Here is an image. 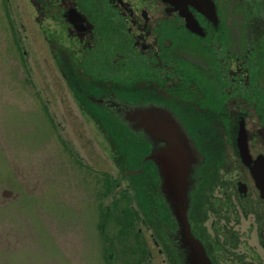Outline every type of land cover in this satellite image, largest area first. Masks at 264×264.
<instances>
[{"label": "flooded vegetation", "instance_id": "obj_1", "mask_svg": "<svg viewBox=\"0 0 264 264\" xmlns=\"http://www.w3.org/2000/svg\"><path fill=\"white\" fill-rule=\"evenodd\" d=\"M28 1L36 10L35 20L50 21L61 28L57 46L51 44L50 47L55 48L51 51L52 54L56 51L55 60L62 82L79 101L81 110L104 111L131 134L148 137L145 144L152 151L151 158L163 150V142L156 139V133L167 131L169 113H173L171 115L182 133L188 137L186 147H177L180 173L184 178L189 176L185 207L170 202L169 236L172 239H168L166 246L156 236L153 239L159 255L168 260L165 262L192 264L196 244L210 264H264V213H256L250 204H242L253 193L252 184L259 192L260 201L264 202L250 169L260 157L264 158V154L254 157L244 116H240L235 128H228L227 135L235 147L234 153L237 152L241 164L248 170L251 182L239 180L234 187L230 181H224L228 180V174L219 181L220 169L226 167L220 116L221 119L224 116L231 118L223 111L226 101L222 99L236 98L255 109L261 121L264 120V111L259 108L264 105V64L259 66L261 73L257 74L254 70L256 43L254 47H248L250 40L244 43L253 34L256 21L264 20L263 13L258 12L264 9V5L256 6L257 2L264 0H241L254 6L240 14L247 27L244 39L240 40L242 57H238L244 64L238 65L237 75L229 72L232 81L229 79L227 85L231 93L226 90L220 93V39L223 38L220 0ZM211 6L215 14L206 9ZM183 8L189 18L182 15ZM200 9H206L207 13ZM188 19L197 24L198 32L189 28ZM49 40L47 43L53 42L52 38ZM14 45L17 51L24 48L18 34ZM192 47H200L210 54L193 53ZM23 52L24 56L27 55L24 49ZM28 82L32 83L31 80ZM42 102L47 104V111L49 101ZM116 103L122 106L112 107ZM127 109H133L135 113L125 116ZM144 110L148 114L140 116L139 112ZM240 123L245 127L251 166L243 162L238 147ZM115 131L122 133L123 130L115 128ZM150 159L144 161L150 168L149 174L158 181V161ZM234 167H238V162ZM139 175L149 178L143 169ZM242 205L244 220L248 221L246 215L250 213L260 224L256 232L258 243L242 224H235V228L229 226L237 216L235 206L240 208ZM139 210L143 217L140 223L152 229L150 212L145 206ZM156 211L153 209L152 213ZM176 215L185 217L188 236L195 244L182 243ZM154 219L157 222L160 214Z\"/></svg>", "mask_w": 264, "mask_h": 264}, {"label": "rangeland", "instance_id": "obj_2", "mask_svg": "<svg viewBox=\"0 0 264 264\" xmlns=\"http://www.w3.org/2000/svg\"><path fill=\"white\" fill-rule=\"evenodd\" d=\"M226 1L220 0V93L232 92L227 85L229 79L232 81L229 74L237 75L238 65L243 63L238 57H242L239 48L246 24L240 14L254 6L249 0ZM260 5L264 2H257L256 6ZM35 16L28 0H0V264H132L143 255L139 245L146 248L148 264H168L153 243L155 231L140 223L143 217L139 208L143 210L144 204L139 196L135 200L137 186L129 180L134 174L128 172L127 147H119L110 139L115 128L123 129L126 137L131 133L104 111L80 109L79 101L62 82L56 51H51L55 48L50 47L57 46L61 28L50 21H37ZM263 25L264 20H257L253 34L244 40L251 41L248 47L256 43L255 61L261 58L258 52L264 45V31L258 37ZM16 34L22 38L25 56L22 45L19 51L15 48ZM46 35L52 43H47ZM190 50L210 54L200 47ZM45 99L49 101L47 111V104L42 102ZM222 100L226 101L223 111L231 118L220 116L226 167L220 169L219 181L228 174L224 181L235 187L239 180L250 183L251 179L229 142L228 128H235L240 116L246 118L256 157L264 154V120L236 98ZM110 121L114 128L105 125ZM135 136L132 149L139 144L142 161L149 160L152 151L145 144L149 138ZM136 150L133 156L139 157ZM237 162L238 167H234ZM142 169L150 173L141 166L136 170ZM251 189L253 193L242 204L264 213V202L254 184ZM154 198L153 209L157 210L161 202L166 204L162 195L154 194ZM243 205L235 206L237 216L229 226L242 224L258 243L260 224L250 213L246 215L248 221L244 220ZM127 207L138 213L140 222L136 219L132 231L124 235ZM136 232L141 233L139 238ZM132 249L137 257L130 253Z\"/></svg>", "mask_w": 264, "mask_h": 264}, {"label": "trees", "instance_id": "obj_3", "mask_svg": "<svg viewBox=\"0 0 264 264\" xmlns=\"http://www.w3.org/2000/svg\"><path fill=\"white\" fill-rule=\"evenodd\" d=\"M260 49H261V51L260 52H258V54L260 55V59L259 60H257V61H255L254 63L256 64V68H254V70L256 71V73L257 74H259V73H261L260 72V65L261 64H264V45L263 46H261L260 47ZM264 105L263 104H261V105H259V108H260V110L263 112L264 111V109L262 108ZM114 121V120H113ZM115 122V121H114ZM114 122H112V121H110L109 122V124H105L107 127H113L114 128V125H112V124H114ZM112 123V124H111ZM115 124H118V123H116L115 122ZM119 127H121V128H123V126L122 125H118ZM123 130V129H122ZM129 131V130H128ZM123 132V131H122ZM114 135H111L110 136V139H111V142H113L114 144H118L119 145V147L121 146V147H127V149L125 150V152L128 154V160H130L129 162V164L130 165H127L128 167V172H133V174L134 175H132V178H129V180H131V182H132V184H135V186H137V192H135V200H136V196H139L140 198H141V203L143 202V204H144V206H145V210L146 211H148V209H149V207H148V203L146 202V200H145V198L143 197V193H142V187H141V185H140V183H139V180H138V178H140L141 177V175H139V170H136V169H138L140 166L141 167H144V168H146V170H150V168L149 167H147L146 166V163H144L143 161H142V159H141V157H142V154H141V152H140V147L139 146H137V145H139V144H136L135 145V149H137L136 151H137V153H138V155H139V157H134L133 155H134V152L133 151H135V149H132L133 147V145H130V144H132V140L134 139V138H136V136H135V134H131V135H128L127 137L123 134V133H118L117 131H115L114 130ZM128 139V141H127V139ZM130 142V143H129ZM128 144V145H127ZM130 145V146H129ZM128 146H129V148H128ZM131 162H133L134 163V165H132L131 164ZM147 176H149L150 178H151V180H148V182L149 183H147V184H144L145 186L144 187H146V185H147V193H148V197H149V189L151 188V190L152 189H155L156 191L154 192V194L156 195V194H159V191L160 190H158L159 189V181H156L153 177H152V175L151 174H149L148 172H147ZM117 181L120 183L121 181L120 180H118L117 179ZM116 181V182H117ZM134 188V187H133ZM161 194V193H160ZM159 194V195H160ZM161 198V197H160ZM150 211V213L152 214H150V224H151V226H152V229L155 231V233H156V235H157V237H161V236H165V238L168 236V234H169V231H170V229H169V226H170V224H171V221H170V217H169V213H168V209H167V205L166 204H164V203H160V206L158 207V211H156V213L154 214V213H152L153 212V205L151 206V208L149 209ZM125 213H128L127 215H129L127 218V220L122 224V227H123V231H122V233L124 234V235H126V233H127V231L128 230H130V231H132V229L134 228V224H135V220L136 219H138V216H137V212L135 211V212H133L132 211V209L130 208V207H127V210H125L124 211ZM156 214L158 215V214H160V219L156 222V220L154 219V217L156 216ZM154 216V217H153ZM139 220V219H138ZM138 222V221H137ZM139 222H140V220H139ZM122 233L120 234V236L122 237ZM140 232H136V238H139L138 236H140ZM166 234H167V236H166ZM157 239V238H156ZM168 239V238H167ZM138 248L141 250V253H142V251H143V255L141 256V258H139L138 259V257H137V254H136V250L135 249H132L131 251H130V253L133 255V257H137L134 261H133V263L132 264H148L149 262L147 261V258H148V255H147V252H146V248L143 250L142 249V247L139 245L138 246ZM142 261H143V263H142Z\"/></svg>", "mask_w": 264, "mask_h": 264}, {"label": "water", "instance_id": "obj_4", "mask_svg": "<svg viewBox=\"0 0 264 264\" xmlns=\"http://www.w3.org/2000/svg\"><path fill=\"white\" fill-rule=\"evenodd\" d=\"M167 1H169V0H167ZM206 9H209L210 11H212V13L214 12V14H215V9H213L212 6L209 8H206ZM206 9H200V10L207 13L205 11ZM182 15L188 16L186 8H184V11H182ZM188 26L194 32L199 31L197 28V24L191 19H188ZM156 139L160 140L158 137H156ZM160 141H163V140H160ZM237 143H238V147H239L243 162L247 166H251V157H250L249 151H248L247 136H246L245 127H244L243 123H240V130H239ZM177 147H178L177 145L172 144V145L168 146L167 149L162 150L159 154H157L151 158L152 160H154L153 158H156L158 162L162 160L161 167L160 166L159 167H160V171H161V168L163 169V175L166 176V174L172 173L171 177L173 178V180H172L173 182H171L170 180H166V178L162 175V177L164 178L163 183L167 182V181L169 182V183L168 182L166 183V184H168V186L166 187V191H165V193L168 195V198H166V197L165 198H166V201L169 205H170V202L174 203L173 197L169 196L170 190L172 188H180V190H181V188H183V185H182L183 183H181V179L179 178V176L181 174L180 169H179L180 154H179ZM250 169H251V174H252V176L256 182V185L259 188V190L261 191L262 197L264 198V158L260 157L257 161H255L254 166L251 167ZM161 173H162V171H161ZM174 173L177 174L176 178L173 177ZM181 208H183V207H181ZM176 217L178 218V223L180 226L179 234H181L182 241H183L182 243H195V242H192L190 237L188 236V226L186 224L185 217L180 218V215H176ZM166 236H167V234H166ZM192 264H210V263H209L207 257L205 256V254L202 252V250L194 247V252L192 255Z\"/></svg>", "mask_w": 264, "mask_h": 264}, {"label": "bare ground", "instance_id": "obj_5", "mask_svg": "<svg viewBox=\"0 0 264 264\" xmlns=\"http://www.w3.org/2000/svg\"><path fill=\"white\" fill-rule=\"evenodd\" d=\"M183 11H184V8H183ZM258 12H260V13H264V9L263 10H258ZM187 18H189V16H187ZM191 29V28H190ZM253 29H254V27H253ZM256 30H257V27L255 28ZM258 30H260V29H258ZM257 30V31H258ZM262 31H264V28H262L259 32V35H258V37L260 36V34H261V32ZM116 104H118V105H116ZM116 104H113V106L112 107H120V106H122L121 104H119V103H116ZM127 112L125 113V116L127 115V116H132L134 113H135V111L133 110V109H127L126 110ZM147 115L148 114V112H147V110H144V111H141V112H139V115L140 116H142V115ZM172 115H173V113H171ZM170 113H169V115L167 116L168 117V123H167V131L164 129L163 131H164V133H162V132H157L156 133V137H158L160 140H163L162 142V149L163 150H165V149H167V147L168 146H170V145H172V144H174V145H177L178 147H186L187 146V143H188V137H186L183 133H182V131H181V129H180V127H179V125L177 124V120L171 115ZM157 116V115H156ZM163 119V118H162ZM155 135V134H154ZM161 155V154H160ZM161 164H162V160L161 161H159L158 162V165L161 167ZM185 168H187V166H186V161H185ZM161 171H162V173H161ZM161 171L159 172V176H160V178H159V189L158 190H160L159 191V194H160V197H161V195L163 196V199H164V202L166 203V205H167V209H168V213L170 212V209H171V207L168 205V203H167V201H166V198H168V195L165 193V191H166V187L168 186V184H166L167 182H164L163 183V177H162V175H163V169L161 168ZM189 174V172L187 173V175ZM171 175H172V173H169V174H166V176L165 175H163L165 178H166V180H170L171 182H173L172 180H173V178L171 177ZM153 176V175H152ZM175 178H176V175H175ZM179 178L181 179V183H183L182 185H183V188H181V190H180V188H172L171 190H170V193H169V196H171V197H173V200H174V202H176V203H179V204H182L184 207H185V194H186V189L188 188V186H189V182H188V178H189V176H187L186 178H184V175H181L180 174V176H179ZM184 178V179H183ZM179 179V180H180ZM148 180H151V178L149 177H142L141 176V178L139 179V183H140V185H141V187L143 188L142 189V193H143V197L145 198V200H146V202L148 203V207H149V209L151 208V206L155 203V202H157V199L156 198H154V192L156 191L155 189H152L151 190V188L149 189V197H148V193H147V185H146V187H144L145 185L144 184H147V183H149L148 182ZM175 180V179H174ZM162 181V182H161ZM170 182V183H171ZM169 183V182H168ZM170 189V188H169ZM166 197V198H165ZM187 200V199H186ZM148 209V212L150 211ZM151 214V213H150ZM179 228H180V226H179ZM157 237V236H156ZM172 239L170 236H169V234H168V236L165 238V236L163 235V236H161L160 238L159 237H157V239L159 240V242L160 243H163L165 246H166V244L165 243H168V239ZM195 244V243H194ZM195 246H196V248H197V245L195 244Z\"/></svg>", "mask_w": 264, "mask_h": 264}]
</instances>
